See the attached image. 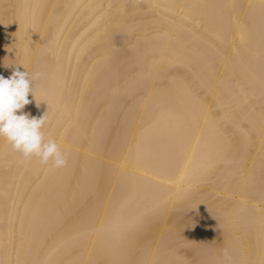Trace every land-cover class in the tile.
<instances>
[{"label": "bare ground", "instance_id": "obj_1", "mask_svg": "<svg viewBox=\"0 0 264 264\" xmlns=\"http://www.w3.org/2000/svg\"><path fill=\"white\" fill-rule=\"evenodd\" d=\"M16 68L68 164L0 137V264H264V0H0Z\"/></svg>", "mask_w": 264, "mask_h": 264}, {"label": "clouds", "instance_id": "obj_2", "mask_svg": "<svg viewBox=\"0 0 264 264\" xmlns=\"http://www.w3.org/2000/svg\"><path fill=\"white\" fill-rule=\"evenodd\" d=\"M38 76L39 73H34L30 77L27 71L19 68L9 78L0 76V137L21 155L22 163L35 157L42 165L50 164L53 169H59L68 164V153L62 151L54 139H45L46 114L30 118L27 113L21 112L30 103L29 94L34 96ZM221 264H233L228 249L222 252Z\"/></svg>", "mask_w": 264, "mask_h": 264}]
</instances>
